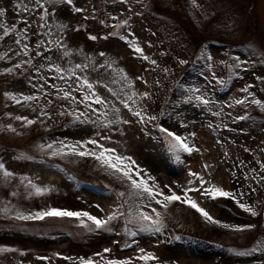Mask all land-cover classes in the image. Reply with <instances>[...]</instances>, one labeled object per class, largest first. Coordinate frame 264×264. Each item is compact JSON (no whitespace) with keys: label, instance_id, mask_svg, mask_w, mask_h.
I'll return each instance as SVG.
<instances>
[{"label":"rangeland","instance_id":"1","mask_svg":"<svg viewBox=\"0 0 264 264\" xmlns=\"http://www.w3.org/2000/svg\"><path fill=\"white\" fill-rule=\"evenodd\" d=\"M20 2L0 0V7L7 9L0 23L16 26L0 39V56L4 57L0 59V162L13 173L6 178L0 171V209L10 208L7 215L0 212V247L15 250L0 252V264H78L79 257H92L101 264L103 258H132L133 264H264V251H251L264 240V181L259 179L264 176L260 167L264 164V109L251 103L253 98L264 102V0H196L195 4L193 0H128L127 4L73 0L74 7L85 11L75 13L73 6L58 4L56 14L45 20L40 19L42 10L34 7V0H23L33 8L31 12L16 8ZM46 6L51 12L52 5ZM58 24L67 28L58 31ZM77 27L79 31L74 30ZM90 35L97 39H89ZM129 41L143 52L137 53ZM65 51L70 55L65 56ZM101 52L105 55L100 56ZM29 60L31 64L24 63ZM17 64L21 67L15 68ZM77 64L89 66L76 68ZM7 68L13 71L6 72ZM125 75L127 80L122 79ZM85 77L108 101L107 105L87 102L98 112L78 102L92 91L87 86L77 90ZM249 85L253 96L242 91ZM60 89L71 91L77 102L63 99ZM133 92L136 95L127 100ZM144 92L150 96L142 97ZM28 95L37 98L24 100ZM122 99L127 100L128 108ZM205 99L209 103H203ZM236 100L245 102L237 104ZM114 108L119 109L121 121L129 123L106 126L114 118ZM139 110L157 119L140 122L133 115ZM77 111L87 112L95 123L76 122ZM17 116L35 123L27 124ZM161 127L185 138L194 150L169 151V138ZM90 138L131 156L142 177L155 178L148 179L149 186H158L166 195L176 192L182 198L185 189H200L188 195L194 200L198 194L215 219L257 227L235 231L211 224L180 201L164 208L147 193L132 189L128 181L110 174L93 157L50 154L60 147V141ZM49 143L53 149L39 147ZM193 172L236 193L241 202L254 204L261 215L252 217L231 198L213 200L201 195L210 185H201ZM29 179L49 190L35 194ZM120 192L125 196L118 197ZM121 204L124 215L111 221L108 231L95 229L90 221L84 227L75 217L12 218L16 212L29 214L52 207L105 218ZM153 208L161 213L159 219L165 226L161 232L141 231L138 223L130 222L138 211L157 218ZM105 248L111 252L103 253ZM141 248L157 259H135ZM96 253H103V258Z\"/></svg>","mask_w":264,"mask_h":264},{"label":"snow or ice","instance_id":"2","mask_svg":"<svg viewBox=\"0 0 264 264\" xmlns=\"http://www.w3.org/2000/svg\"><path fill=\"white\" fill-rule=\"evenodd\" d=\"M32 2H33V0H29V3H32ZM115 2H116V0H113V3H115ZM120 2L123 4H127L128 0H120ZM139 2H140V0H137V3H139ZM193 3L195 4L196 0H193ZM58 4H67L69 6H73V0H34V7L42 10L40 13V19L41 20H45L47 17H49V15L56 14V12H57L56 5H58ZM46 5H52L51 12H50L49 7H47ZM15 7L22 10L23 12L33 11V8H30L28 6V4L23 3V0H21L20 3L16 4ZM72 10L75 13H81V12L85 11L84 8L74 7V6H73ZM6 11H7L6 7H0V17H3L5 15ZM85 19H87V17H85ZM24 23L27 24V20H25ZM101 23H103V21H101ZM123 24L127 25L128 20H124ZM116 26L118 27L119 25H116ZM42 27H43V25H42ZM66 28H67V25H65V24H58L57 25L58 31L62 32ZM0 29H3V36H0V39H3V37L8 36L10 32H14L16 30V26L13 24L11 27H8L4 23H0ZM74 30L79 31L80 28L77 27ZM23 31L27 32L28 28L23 29ZM120 38L121 39H127V37H120ZM89 39L96 40L97 37L94 35H90ZM104 39H107V36L104 37ZM16 43L19 44L20 40L17 39ZM55 43L60 45V40H56ZM129 44L131 47H133L135 49V51L137 53L143 52V49L140 48L138 45H136L133 41H129ZM60 46L66 48V45H60ZM23 47H24L25 52H26L28 46L25 44ZM37 47H39V45H37ZM37 55H42V53L38 52ZM64 55L68 56V55H70V52L65 51ZM99 55L104 56L105 53L101 52ZM3 58H4L3 56H0V59H3ZM143 58L149 59V57H147V56H144ZM47 59L50 60L51 58L47 57ZM179 62L181 64L186 63L184 60H180ZM24 63L31 64L32 61L31 60L25 61ZM152 63L155 64L156 61L153 60ZM88 66H89L88 64H83V65L77 64V65H75L76 68H81V67L88 68ZM19 67H21L20 64L15 65V68H19ZM42 67H43V65H40V68H42ZM100 67H104V65H100ZM108 67H111V64H109ZM40 68H37L36 71L39 72ZM5 71L6 72H12L13 69L7 68V69H5ZM56 71L57 72L61 71V68L58 65L56 66ZM122 71L123 70H121V72ZM163 71L167 72L168 69H164ZM122 79L127 80L126 75L123 76ZM137 79H140V78L138 77ZM157 83H159V81H157ZM221 83H223V81H221ZM84 86H87V89L92 90V91L85 92L82 99L80 101H78L79 103H85L86 108L90 109L93 112H98L99 109L93 108L91 103H87L88 101L94 100L95 104L107 105L108 101H106L104 98H102L100 95H98L93 90V84H91L87 80L86 77L83 79V84L80 85L77 88V90L83 91ZM127 86L128 87L132 86V82L130 80H128ZM33 87H36V85H33ZM40 87L43 88L44 85H40ZM249 87H251V86L250 85L246 86L244 89H242V91L248 93L249 96H253V93L248 91ZM108 90L110 92L112 91L111 88H109ZM60 91L63 92V99L70 100L72 102H77L76 97L72 94L71 91H66L64 89H60ZM196 91L199 92V89H197ZM5 95H8L13 99H16V97L12 93H5ZM113 95H115V93H113ZM135 95H136V93L133 92L132 95H129L127 97V100H131L132 97ZM141 96L142 97H149L150 93L144 92L141 94ZM36 98L37 97L33 96V95H28V96L23 97L24 100H35ZM196 98L199 99L200 97H196ZM127 100L122 99L120 101L124 105V107H126V108L129 107ZM244 102H245L244 100H236L235 101V103H237V104H242ZM17 103H19L18 100H17ZM203 103L207 104V103H209V101L205 99V100H203ZM251 103L256 104V105L260 106L262 109H264V102H261L260 100L253 98ZM113 112H114V118L111 120H108L106 126H110L112 124L120 123V122L129 123V121H127V120L121 121V118L119 117V109L118 108H114ZM69 114H73V113H69ZM41 115H46V113L41 112ZM103 115L107 116V113H103ZM133 115L139 117L140 122H145V120L154 121L157 119L156 116H147L146 117L145 114L143 113V110L133 111ZM161 115H163V113H161ZM16 119L26 120L27 124L35 123L34 120H29L26 117L17 116ZM239 119H245V117H239ZM74 120L76 122H79V123H86V122L95 123V121L91 120V118L88 116L87 112H78L77 111L74 114ZM12 130L15 131L14 129H12ZM160 131L165 133L166 137L169 138L167 140V144L169 146V151L179 152L180 150H183V151L191 152L194 150L192 147H190L185 142V138H182L181 136L177 135L176 133L170 131L168 128L161 127ZM99 135L100 134L97 133V136H99ZM100 138L105 139V140L110 139V137H107V136H102ZM59 144H60V147H57L51 151L50 154L52 156L75 155V156H79V157H89V156L93 157L94 159H96L99 162V164L102 167H104L106 170H108L110 172V174L117 176L118 178H120L122 180L128 181L130 183L132 189L140 190L143 193H147L151 199L155 200V202L157 204H162L164 208H167L168 205L174 201H180L181 203L188 204L191 208H194L197 212L200 213L201 216H203V218L207 222H209L211 224L220 225L221 227L226 228V229L232 228L235 231H247V230L255 229L257 227L255 224H252V223L244 224L242 226L241 225H230L228 223H222L220 220L215 219L208 211H206L204 208L200 207V205L195 200H193L192 197H190L188 195V192L200 191V189H192V188L185 189L184 190V196L182 198L180 195H177L176 192H171L170 195H166L163 191H161L158 188V186L157 187L149 186L148 179L154 180L155 178L154 177H148V179H145L144 177H142L141 176V169H140L139 165L136 164V161L131 156H125V155L118 154L116 152V149H114V148H105L104 145L100 144L99 141L95 138H90V139L84 140V141H76L74 143H65L63 141H60ZM88 145H94L95 147L94 148H88L87 147ZM39 147L41 149H44L45 147L47 149H53V144L49 143L46 146L40 145ZM176 159H179L178 155L176 156ZM205 167H208V166L205 165ZM260 167H261V169H264V164H261ZM0 171L3 172V176L6 178L11 177L13 175V173H11L10 171H8L5 168V165L2 162H0ZM252 171H255V169H253ZM191 175L193 177H197L199 179L201 185H203L205 183H209L210 186L208 188H205L201 192V195L209 197L213 200H215L217 197L231 198L233 201H235L236 204H238V206L241 209H243L246 213H249L252 217H256L258 215H261V212L257 210V207L254 204H249L247 202H241L239 199H237L236 193H234L232 191H226L222 187H218L215 184H211V182H206L203 179V177L198 176L197 173L193 172V173H191ZM255 178L256 177H253V179H255ZM259 179L261 181H264V176H260ZM189 183H191V181ZM28 185L35 189V194H41L42 192L49 190V189L37 187L35 184H33L31 179L28 180ZM165 187H167V186H165ZM252 191L255 192V189H252ZM15 194L16 193H13V195H15ZM117 195H118V197H124L125 193L120 192ZM241 195H243V194L241 193ZM157 196H161L162 200L156 199ZM122 208H123V204L118 205L117 209L114 210L111 214L107 215L105 218H100V217L91 215L90 213H88L86 211H70L67 209H61V208H55V207L48 208L47 210H41V211L29 213V214H24L22 212H16L12 218L15 220H20V221H28V220H44L45 218H49V217H52V218L75 217V218L79 219L80 224L83 225L84 227H88V224L86 221H90L91 224L95 226V229H103V230L108 231V230H110L108 227L110 222L117 219L119 216L124 215V213L122 211H120V209H122ZM101 211H102V209H101ZM0 212H3L4 214L7 215L10 212V208L8 206H5L2 209H0ZM152 212L155 213V216L157 218L154 219L153 216L149 215L147 212L138 211L136 214L133 215L132 221H130V222L138 223L141 231H150V232H154V233L161 232L163 230V228L165 227L164 224L162 223V221L159 219L161 213L157 212L155 208L152 209ZM85 218H86V220H85ZM95 229L89 228V231H93ZM10 251H15V250L10 249V248L0 247V252H10ZM139 251H140L141 255H139L135 259H138L141 261H148V260L157 259L152 252L145 253V250L142 248ZM251 251H253V252L264 251V240L258 241L257 247H254ZM109 252H111V249H109V248L103 249V253H109ZM103 253H96L95 255L103 258ZM240 254H249V253H240ZM39 259L47 260L49 258L48 257H39ZM64 259L71 260L73 258L72 257H64ZM78 264H101V261L97 260V259H93L92 257H79L78 258ZM103 264H133V260H132V258H129V259H107V258H103Z\"/></svg>","mask_w":264,"mask_h":264},{"label":"bare ground","instance_id":"3","mask_svg":"<svg viewBox=\"0 0 264 264\" xmlns=\"http://www.w3.org/2000/svg\"><path fill=\"white\" fill-rule=\"evenodd\" d=\"M194 197H195L194 200L200 205V207L204 208V205H203V203H202V201H201V199H200V196H199L198 194H195ZM172 206H174V205H172ZM213 215H214V214L212 213V216H213Z\"/></svg>","mask_w":264,"mask_h":264}]
</instances>
